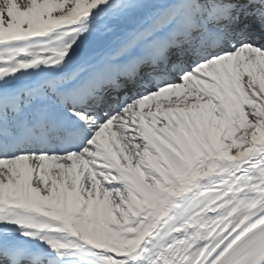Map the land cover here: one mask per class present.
Wrapping results in <instances>:
<instances>
[{
  "label": "snow or ice",
  "instance_id": "6c2138e0",
  "mask_svg": "<svg viewBox=\"0 0 264 264\" xmlns=\"http://www.w3.org/2000/svg\"><path fill=\"white\" fill-rule=\"evenodd\" d=\"M0 264H264V0H0Z\"/></svg>",
  "mask_w": 264,
  "mask_h": 264
}]
</instances>
